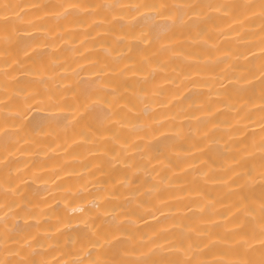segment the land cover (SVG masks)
<instances>
[{
	"label": "bare ground",
	"instance_id": "6f19581e",
	"mask_svg": "<svg viewBox=\"0 0 264 264\" xmlns=\"http://www.w3.org/2000/svg\"><path fill=\"white\" fill-rule=\"evenodd\" d=\"M0 264H264V0H0Z\"/></svg>",
	"mask_w": 264,
	"mask_h": 264
}]
</instances>
